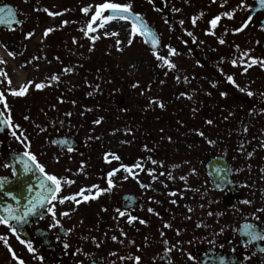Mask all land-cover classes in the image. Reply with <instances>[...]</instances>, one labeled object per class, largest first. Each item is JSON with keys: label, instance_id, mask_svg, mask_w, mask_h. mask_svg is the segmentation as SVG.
I'll use <instances>...</instances> for the list:
<instances>
[{"label": "flooded vegetation", "instance_id": "flooded-vegetation-1", "mask_svg": "<svg viewBox=\"0 0 264 264\" xmlns=\"http://www.w3.org/2000/svg\"><path fill=\"white\" fill-rule=\"evenodd\" d=\"M179 3L191 5L194 0H140L137 12L131 9L160 38L158 52L154 55L146 45L149 52L155 59L167 58L175 68L163 60L134 63L132 72L121 63L111 64L122 67L126 77L112 79L118 85L106 92L103 110L43 125L36 129L39 141L24 151L11 147L31 152L46 173L74 181L62 183L57 200L38 206L37 215L17 229L34 253L0 225V236L25 264H137L135 257H140L138 264H264V240L251 241L243 228L252 223L264 232V68L248 66L250 57L264 59V8L258 0H243V6L242 0H204L201 47L177 29L174 9ZM0 8L5 9L0 14V47L9 63H15L27 52L18 40L26 42L31 37L26 34L35 31L31 0H0ZM227 12L233 13L232 19ZM217 15L221 20L212 29L210 21ZM111 22L131 30L120 20ZM237 28L243 30L234 32ZM170 48L179 54H171ZM9 75L0 63L4 97L11 93ZM229 75L235 84L227 81ZM0 106L8 116L5 99ZM109 153L119 159L109 155L106 161ZM1 166L6 173L0 179L11 177V169L2 161ZM114 169L119 171L111 177L110 192L87 201L77 196L79 204L59 203L81 189L90 195L92 185L107 188V174ZM41 195L46 193L40 189L29 200L37 203ZM47 207L54 208L58 226ZM129 215L137 217L131 224ZM0 264H17L2 240Z\"/></svg>", "mask_w": 264, "mask_h": 264}, {"label": "rangeland", "instance_id": "rangeland-1", "mask_svg": "<svg viewBox=\"0 0 264 264\" xmlns=\"http://www.w3.org/2000/svg\"><path fill=\"white\" fill-rule=\"evenodd\" d=\"M104 2L130 3L131 9L137 12L140 0H31V11L27 12L35 31L26 42H17L18 46L25 43L26 54L15 63H9L0 47V60L10 73V91H18L27 85L24 96L10 93L5 97L11 129L0 136V151L3 145L24 151L32 142L39 141L36 129L43 125H56L67 122L74 114L82 116L89 111L103 110L106 92L118 85V80L112 82V79L126 77L122 67L111 64L121 63L132 72L137 67L134 63L160 61L149 52L141 38L130 35L127 26L109 22L99 28V21H96L93 24L96 31L85 36L84 30L96 6ZM89 6V12L85 14L82 9ZM176 8L179 9L177 29L186 31L187 36L196 41V46L204 47V0H194L191 5L179 3ZM44 9L59 14L50 16ZM103 14L108 15V11ZM194 16L197 17L195 25L192 23ZM49 28L53 31L45 36V30ZM105 32L118 35L105 36ZM89 36L99 39L93 42ZM180 41V45L185 46L183 38ZM21 60L28 63L23 66ZM52 76H57L58 80L51 79ZM36 83H43L45 87L36 89ZM0 173H6L1 161Z\"/></svg>", "mask_w": 264, "mask_h": 264}, {"label": "snow or ice", "instance_id": "snow-or-ice-1", "mask_svg": "<svg viewBox=\"0 0 264 264\" xmlns=\"http://www.w3.org/2000/svg\"><path fill=\"white\" fill-rule=\"evenodd\" d=\"M151 2V0H150ZM225 2H227V0H225ZM260 6L262 8H264V0H258ZM223 6V5H221ZM242 6H243V0H242ZM91 6L89 7H85L82 9V11L87 14L89 12ZM132 6L130 3H126V4H120V3H115V2H104L101 3L99 5L96 6L95 9V13L94 15L91 16V20L87 23V29L84 30V34L85 36H88L89 32H95L96 28L93 27V24L96 21H99L98 27L99 28H104L106 25L109 24V22L114 21V20H120V21H130L131 22V34L130 35H136L139 34L141 36H145L146 38H148L149 40H151L152 42V46L155 48L158 41H157V37L155 35V33H153L151 31V29L149 28V26L147 25V23L143 20L142 16L139 13H133L131 10ZM105 10L108 11V15H104L103 13L105 12ZM175 11H179V9H174ZM5 11V9L0 8V14H3ZM45 12L48 13V15L52 16V15H58L59 13H53L48 11V9H44ZM8 15L9 18L13 15V13L11 12V10H8ZM201 16L203 15V13L200 14ZM228 19H232L233 13L232 12H227L224 14ZM249 20H251V17L248 18ZM221 20V16L217 15L216 17H214L211 21H210V25L212 29H215L217 27V22ZM197 21V17H193L192 18V23L193 25L196 24ZM62 23H67L62 22ZM181 24H183V21H180ZM246 26V25H245ZM242 28H237L234 29V32H239L242 31ZM53 31V29L49 28L45 30L44 35L47 36L49 32ZM227 32V29H225V33ZM211 34H215L214 32ZM31 35H33V33H27L26 34V38L30 37ZM105 36L107 35H118V33L116 32H105L104 33ZM189 36H191V33H188ZM91 41L95 42L97 39H99L98 36H89L88 37ZM117 43V47H119V41L116 42ZM129 44L132 43V40L129 39L128 41ZM219 43L223 44L225 43L224 39H220ZM170 53L174 54V55H178L179 53L176 52L175 49H171L170 48ZM246 54V53H245ZM9 56H14L13 52H9L8 53ZM155 55V53H154ZM157 59L158 60H163L165 64H167V66L171 69V68H175V64L171 63L169 60H167V58L165 57H161L157 55ZM251 60V64H249L248 66L251 67L252 65L255 64H259V66L261 68H264V59H257L255 57H250L249 58ZM0 63H4V61L0 60ZM237 63V61L233 60L232 64L235 66ZM245 71H247V68L244 69ZM66 71H70V69H66ZM2 75H4L5 79H7V74L6 73H2ZM51 79L53 80H58L57 76H52ZM227 81L230 83L235 84V81L233 79V77L231 75L226 77ZM8 83L10 84L11 81L9 80ZM31 82H29L30 84ZM36 89H42L45 87V85L43 83H36L35 85ZM134 87H136V85H133ZM213 86L215 87V84H213ZM237 87H239L237 85ZM27 90V85L21 87L20 90L16 91H12L11 95L13 96H24L25 92ZM240 91H245V89L240 88ZM222 96L227 95L226 93L222 92L221 93ZM247 95L249 97H251L253 95V93L251 91L247 92ZM4 94L0 93V102H4ZM5 107H7V105L5 104ZM161 107H163V105H161ZM209 124L212 123L211 120L207 121ZM94 123L99 124L100 121L97 120ZM198 135H203V133H198ZM209 143H213L212 141H209ZM69 151H71V149H69ZM111 155L113 158L115 159H119L118 156H115V154L113 153H109L106 154L105 156V160L108 161V156ZM250 155V154H249ZM24 156L27 157V160L31 162V164H29L27 161L24 162V171L25 172H30L32 171V165L35 166V169L39 171V173L42 176V179L39 181V188L42 190L43 193H46V195H41L39 197V200L37 203H33L31 200H29L28 204L24 206V211L21 214H16V211L18 210H13L11 208V206L7 207L5 209V211L7 212V216H3L0 215V225H4L7 226L9 228V230L13 233V235H16V238L18 240H20V243L25 244L28 251L30 253H34L35 249L32 246V243L29 241H25L20 239V236L17 235V228L13 227L12 224L10 223V221H15L17 223V225H22L23 223L26 222L28 216L30 215H34L37 211V207H44L45 206V202H47L48 204H51V201L57 200V194L61 192V188H62V183H67V184H71L74 181L68 180V181H62L60 178H58L56 175L53 174H48L45 172V168L44 166H42L41 164H39L36 160V157L31 153V152H25ZM153 163H156V161H153ZM137 168H141L142 169V165L137 164L135 165ZM5 167H7V165H5ZM124 170L129 173L132 174L133 176L135 175L132 171L131 167H125ZM116 171H119V169H114L113 171H110L107 175H108V180H107V188L105 189H100L98 185H92L90 189H87V191L89 192L90 195H84V192L86 191L85 189H81L79 192H77L74 195L71 196H64L59 198V203H64L65 200H71L74 203L79 204L80 200H77V196H81L82 199L84 201L91 199H96L99 195H101L103 192H110L112 190V188L114 187V183L113 180L111 179V177H113L116 173ZM149 174L151 175L152 170H148ZM13 175L15 176L16 173L13 172ZM124 179H127L128 177L125 176L123 177ZM7 183V178H4L3 180H0V190L4 189L5 184ZM142 187H147L146 185H141ZM92 189H96L95 194H92L91 190ZM27 191L31 192L32 191V186L28 185L27 187ZM4 195L7 197H11V199L15 200L17 204L20 203L19 198L12 192V191H5ZM170 195H175V193H170ZM172 203H175V201H172ZM243 203L245 204H249L251 203L250 201H243ZM257 211H262L260 209H258ZM47 212L52 214L53 220L55 222V225H59V221L56 220V213L54 211L53 207H47ZM119 215L120 216H125V212L124 211H120L118 209ZM149 212H153V209H149ZM62 215H68L67 212L63 213ZM137 217L133 216V215H129L128 216V223L131 224L134 220H136ZM140 223H145L144 220H140ZM165 227H170V225L165 224ZM244 230H245V235L251 240V241H256V240H264V232L260 231L258 229V226L252 223H248L245 224L243 226ZM163 235V234H162ZM113 239L115 240L116 238L113 237ZM0 240L5 242V246L8 247V251L12 254V258L14 260L17 261V264H25V262L18 258L15 254V252L12 250V248L10 246L7 245V239L4 236H0ZM65 247H67V245H65ZM42 259V258H40ZM191 259V257H190ZM135 260L137 261V264L140 260V257H135Z\"/></svg>", "mask_w": 264, "mask_h": 264}, {"label": "water", "instance_id": "water-1", "mask_svg": "<svg viewBox=\"0 0 264 264\" xmlns=\"http://www.w3.org/2000/svg\"><path fill=\"white\" fill-rule=\"evenodd\" d=\"M123 22L125 24H131L130 21ZM151 31L155 33L158 41L155 48L152 46L151 40L145 36H143V38L146 44L150 46L154 52H156L160 47V41L156 32L153 29H151ZM9 129L10 123L0 108V135ZM1 159L4 165H7V167L12 169V177L7 178V183L5 184L4 189L0 190V215L7 216L5 209L9 206H11L13 210H18L16 211V214H21L24 211V206L28 204L30 197L34 196L40 190L38 185L39 181L42 179V176L39 171L35 169L34 165H32V171H24V162L27 161L29 164H31V162L27 160V157L24 156V153H17L8 147H5L1 152ZM13 172L16 173L15 176L13 175ZM28 185L32 186L31 192L27 191ZM5 191H12L19 198L20 203L17 204L15 200L11 199V197L5 196ZM36 215L37 213L30 216L35 217ZM28 218L30 217L28 216ZM10 223H12L18 230H21V226L17 225L15 221H10Z\"/></svg>", "mask_w": 264, "mask_h": 264}]
</instances>
